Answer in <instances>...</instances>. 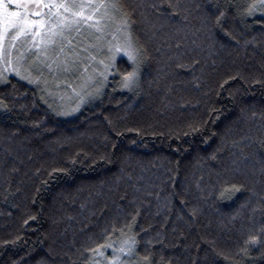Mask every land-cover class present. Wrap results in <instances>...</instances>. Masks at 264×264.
Instances as JSON below:
<instances>
[{"label": "trees", "instance_id": "16d2710c", "mask_svg": "<svg viewBox=\"0 0 264 264\" xmlns=\"http://www.w3.org/2000/svg\"><path fill=\"white\" fill-rule=\"evenodd\" d=\"M254 2L114 0L137 84L109 75L71 116L24 80L0 82V264H108L89 249L131 237L128 264H264V12L243 15ZM117 68L132 70L124 56Z\"/></svg>", "mask_w": 264, "mask_h": 264}, {"label": "snow or ice", "instance_id": "6c2138e0", "mask_svg": "<svg viewBox=\"0 0 264 264\" xmlns=\"http://www.w3.org/2000/svg\"><path fill=\"white\" fill-rule=\"evenodd\" d=\"M87 7L88 14H85ZM116 4L105 3L100 0L99 4L89 0L87 5L78 3L77 0H0V79H6L5 73H11L17 77L28 80L30 83L36 81L31 80L28 76L23 75L22 66L26 59L23 52L13 57L10 51H6L4 47L5 37L9 38L10 47L14 48L13 41L31 39L32 47L40 51L47 52L49 45L53 46L56 59L53 60L59 66V56L64 55L63 63H70L69 57L74 55L73 49H69L68 53H64V43L72 44L71 39L68 38L66 33L79 32L81 27L88 25L89 22L94 20L93 14L103 15L109 8L115 9ZM101 9L104 12H101ZM264 12V0H256V2L248 5L243 15L253 16L257 11ZM224 13H221V17ZM217 23H220L218 18ZM59 42V51H55V47ZM23 43V41H22ZM29 54L33 53L31 48L26 49ZM118 55H124L130 62L131 71L121 73L117 68ZM138 49L132 47L130 42L124 44L116 43L109 47V55L105 60L99 61L103 65V71L100 75L104 80L108 75L119 76L120 84L123 88H132L137 84L138 77ZM103 87V81L100 84ZM100 89H97V92ZM83 101V97L80 98ZM0 107H6L3 101H0ZM79 107L73 108L70 111H76ZM63 114H69L67 111ZM238 190V189H234ZM34 219V218H33ZM27 224L28 221H25ZM246 243L255 247L259 243L257 237H252ZM119 250L113 247L110 240L96 248L89 249L94 255L104 257L108 264H126L121 260L122 255H131L135 251L136 241L134 237L129 238L123 242ZM112 249L110 257H105V251ZM127 249V251L125 250ZM244 255H248V248L241 249ZM148 260V257L144 258ZM95 264H100L95 261Z\"/></svg>", "mask_w": 264, "mask_h": 264}, {"label": "rangeland", "instance_id": "374dc122", "mask_svg": "<svg viewBox=\"0 0 264 264\" xmlns=\"http://www.w3.org/2000/svg\"><path fill=\"white\" fill-rule=\"evenodd\" d=\"M77 2L87 5L89 0H77ZM93 2L99 4L100 0H93ZM104 2L112 4L114 0H104ZM115 9L109 8L103 15L93 14L94 20L81 27L79 32L66 33L72 44L64 43V53H68L70 48L75 53L69 57L71 62L67 64L63 63V54L59 56V66L53 62L56 56L52 45L48 46L45 53L33 48L30 38L27 40L21 38L12 42L15 44V47L12 48L9 45V38L5 37L4 47L6 51H10L13 57L21 52L24 53L26 59L22 66L23 75L36 82L30 83L28 80L11 73H5L6 78L15 76L36 86L44 94L53 109H56L61 115L71 116L75 114L102 91L103 87H100V84L103 81L104 86L107 79L104 80L100 75L103 71V65L99 61L105 60L109 55V47L116 43L130 42L135 48L126 21L121 16H117ZM101 12L103 13L104 10L101 9ZM85 14H88L87 7ZM29 48L37 54L31 55L25 51ZM55 51H59V42H57ZM120 56L124 55H118L117 58ZM5 80L0 79V82L3 83ZM98 88L100 90L97 92ZM81 97H83V101H81ZM77 104H79L78 109L70 111L77 108ZM66 111L69 114H63ZM122 246L116 245L117 250ZM123 261L128 264L127 260Z\"/></svg>", "mask_w": 264, "mask_h": 264}]
</instances>
